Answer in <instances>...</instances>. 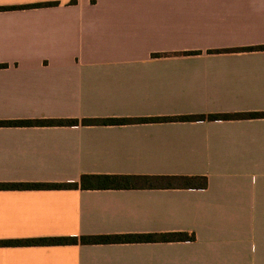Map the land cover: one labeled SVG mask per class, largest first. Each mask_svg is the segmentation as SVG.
I'll use <instances>...</instances> for the list:
<instances>
[{
  "label": "crops",
  "instance_id": "obj_1",
  "mask_svg": "<svg viewBox=\"0 0 264 264\" xmlns=\"http://www.w3.org/2000/svg\"><path fill=\"white\" fill-rule=\"evenodd\" d=\"M0 184L206 177L205 189L0 186V264H264V0H0ZM231 115L227 120L82 121ZM187 232L193 241L14 244Z\"/></svg>",
  "mask_w": 264,
  "mask_h": 264
},
{
  "label": "trees",
  "instance_id": "obj_2",
  "mask_svg": "<svg viewBox=\"0 0 264 264\" xmlns=\"http://www.w3.org/2000/svg\"><path fill=\"white\" fill-rule=\"evenodd\" d=\"M58 5L56 2L34 4L27 6H13L0 9H23L33 7H46ZM252 49L263 50L264 46L254 47ZM6 65H0L4 67ZM248 118L264 116V113H250L245 115ZM234 116L231 115H208V116H182V117H157L148 119H104L101 121L83 120V125L90 122H98L100 125H126L134 123H160V122H185V121H215L227 120ZM78 120H11L0 121V126H76ZM2 187L11 189L28 190H48V189H154V188H193L205 189L207 187L206 177H188V176H132V175H83L76 183H11L0 184ZM193 233L178 232L167 234H131V235H112V236H82V237H54L32 240H14L7 241L14 244H76V243H113V242H156V241H193Z\"/></svg>",
  "mask_w": 264,
  "mask_h": 264
}]
</instances>
